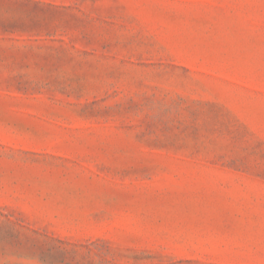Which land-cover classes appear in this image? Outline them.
<instances>
[{"label":"rangeland","instance_id":"rangeland-1","mask_svg":"<svg viewBox=\"0 0 264 264\" xmlns=\"http://www.w3.org/2000/svg\"><path fill=\"white\" fill-rule=\"evenodd\" d=\"M0 264H264V0H0Z\"/></svg>","mask_w":264,"mask_h":264}]
</instances>
